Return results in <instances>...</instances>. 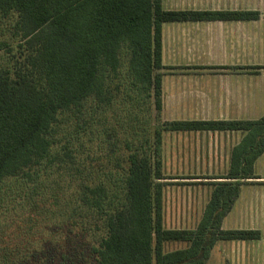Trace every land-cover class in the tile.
Instances as JSON below:
<instances>
[{
	"label": "trees",
	"instance_id": "obj_1",
	"mask_svg": "<svg viewBox=\"0 0 264 264\" xmlns=\"http://www.w3.org/2000/svg\"><path fill=\"white\" fill-rule=\"evenodd\" d=\"M258 17L246 10H165L163 0H0V19H10L19 40L10 50L11 69L0 70V189L8 178L27 182L33 167L48 168L54 162L53 125L57 114L74 104L96 98L110 104L112 90L127 91L128 100L116 102L127 110L124 118L131 129L141 122L143 105L153 103L161 112L165 22ZM165 126L241 131L244 136L232 148L226 175L211 183L212 195L195 230L163 225L159 129L154 140L148 135L151 127H143V143H134L136 137L135 146L126 141L124 159L99 145L97 169L88 184L83 179L76 197L104 228L94 264H202L219 238H259L258 230H224L221 223L240 185L257 177L264 116L173 120ZM174 241L188 244L165 251Z\"/></svg>",
	"mask_w": 264,
	"mask_h": 264
},
{
	"label": "crops",
	"instance_id": "obj_2",
	"mask_svg": "<svg viewBox=\"0 0 264 264\" xmlns=\"http://www.w3.org/2000/svg\"><path fill=\"white\" fill-rule=\"evenodd\" d=\"M165 10L256 11V19H209L163 24V114L169 120L258 119L264 116V0H172ZM168 80L192 81L199 91H167ZM260 82L263 83V88ZM175 88L180 87L174 83ZM241 131L186 130L163 135L161 157L172 183L162 188V221L173 209L195 230L213 191L225 176ZM163 168V167H162ZM256 178L240 185L222 220L224 230H258L257 239L215 241L202 264H264V154ZM204 177L205 183L199 182ZM162 180V179H161ZM192 180V181H190ZM163 182V180H162ZM170 187V189H168ZM191 192V193H190ZM185 203V205H184ZM189 209H184L185 207ZM177 220V219H176ZM191 224V225H189ZM167 228L166 226H164ZM186 248L180 247L179 249ZM178 249V248H177Z\"/></svg>",
	"mask_w": 264,
	"mask_h": 264
},
{
	"label": "rangeland",
	"instance_id": "obj_3",
	"mask_svg": "<svg viewBox=\"0 0 264 264\" xmlns=\"http://www.w3.org/2000/svg\"><path fill=\"white\" fill-rule=\"evenodd\" d=\"M171 3L172 0H167V4ZM10 22V19H0V70L11 69L13 59L10 50L13 51L19 41L13 35ZM166 70L167 67L162 71ZM174 83L180 87L175 88ZM260 84L263 88V83ZM192 86V81L168 80L166 90H203L201 84H196L195 90ZM126 92L112 90L110 94L114 97L110 104L96 98L60 111L51 134L54 162L51 159L52 164L48 168L33 167L27 182L20 177H10L4 182L0 189V264L95 263L94 250L99 246L104 228L99 218L76 197H80L79 192L84 187L83 179L84 184H88L93 178L90 173L97 169V148L101 145L105 148L102 150L114 152L118 158L124 159L129 151L126 141L131 140L135 146L132 139L136 137L134 143H143V135H140L143 127H151L148 135L152 140L156 129H159L163 142L164 133L170 131L165 124L173 121L165 118L163 102L160 114L153 103H148L142 106L139 113L141 122L135 125V132L125 121L124 112L127 110L116 102L128 100ZM166 165L164 162L163 173H166ZM203 178L199 177L202 179L200 182L189 183H205ZM162 180L167 187L173 181L171 176L164 174ZM167 214H171L164 224L167 228L187 225L179 223L178 219H183V216L178 218L173 209L170 208ZM187 244L174 241L166 244L164 250L179 249Z\"/></svg>",
	"mask_w": 264,
	"mask_h": 264
}]
</instances>
